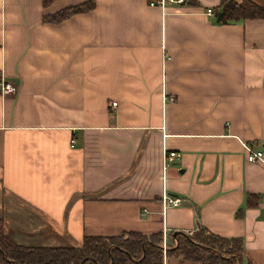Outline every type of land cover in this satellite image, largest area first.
I'll list each match as a JSON object with an SVG mask.
<instances>
[{"label":"crops","instance_id":"obj_1","mask_svg":"<svg viewBox=\"0 0 264 264\" xmlns=\"http://www.w3.org/2000/svg\"><path fill=\"white\" fill-rule=\"evenodd\" d=\"M82 1L0 0V83L15 86L0 90L4 235L54 247L160 232L168 244L201 226L264 264V18L215 22L204 11L220 0H94L41 19Z\"/></svg>","mask_w":264,"mask_h":264},{"label":"trees","instance_id":"obj_2","mask_svg":"<svg viewBox=\"0 0 264 264\" xmlns=\"http://www.w3.org/2000/svg\"><path fill=\"white\" fill-rule=\"evenodd\" d=\"M44 8L54 0H40ZM155 0H146L151 2ZM194 0H183L181 6H192ZM94 0L65 6L43 21L57 23L74 14L88 12ZM219 13L218 23L264 18V6L251 0H220L212 10ZM248 200V199H247ZM0 225V264H161L163 256L180 258L198 264H254L243 254L239 238H223L199 226L190 234L172 231L173 245L161 249V233L122 232L116 236H85L75 247L22 246L9 240Z\"/></svg>","mask_w":264,"mask_h":264},{"label":"built area","instance_id":"obj_3","mask_svg":"<svg viewBox=\"0 0 264 264\" xmlns=\"http://www.w3.org/2000/svg\"><path fill=\"white\" fill-rule=\"evenodd\" d=\"M183 2V0H155V1H151L148 2L149 5H156L158 7H164L167 4H175V5H181ZM205 14L206 15H213V11L209 8L205 9ZM0 90L4 93H13L15 91V86L10 85L8 83L5 82H1L0 83ZM114 103H109L108 107L109 108H114ZM72 140H70L71 142ZM244 150H245V160L248 162H254V161H261L262 160V151L261 150H252L251 148H249L248 146H243ZM166 158L169 159L170 157L174 156L173 152H168L167 154H165ZM164 199V197H163ZM179 202V199L177 198H173V199H167L166 200V204H170V205H176ZM162 246V250H164V247L166 246L165 243L162 241L161 243Z\"/></svg>","mask_w":264,"mask_h":264},{"label":"rangeland","instance_id":"obj_4","mask_svg":"<svg viewBox=\"0 0 264 264\" xmlns=\"http://www.w3.org/2000/svg\"><path fill=\"white\" fill-rule=\"evenodd\" d=\"M174 244V241L173 242H170L168 244H165L167 246L169 245H173ZM49 246H58V247H62V246H67V247H70V246H75V244H71L69 242H64L63 240H58L57 238L54 237V239L52 240V242H50Z\"/></svg>","mask_w":264,"mask_h":264},{"label":"water","instance_id":"obj_5","mask_svg":"<svg viewBox=\"0 0 264 264\" xmlns=\"http://www.w3.org/2000/svg\"><path fill=\"white\" fill-rule=\"evenodd\" d=\"M219 13H216V15H215V22H217L218 21V19H219ZM161 249H162V246H161ZM164 249H165V247H164Z\"/></svg>","mask_w":264,"mask_h":264}]
</instances>
